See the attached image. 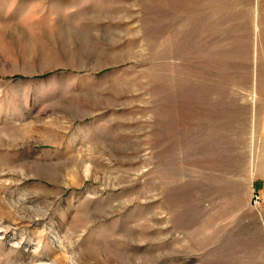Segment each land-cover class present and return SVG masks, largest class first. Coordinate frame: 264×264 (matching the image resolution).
I'll list each match as a JSON object with an SVG mask.
<instances>
[{"label":"rangeland","instance_id":"1","mask_svg":"<svg viewBox=\"0 0 264 264\" xmlns=\"http://www.w3.org/2000/svg\"><path fill=\"white\" fill-rule=\"evenodd\" d=\"M259 190L264 0H0V264H264Z\"/></svg>","mask_w":264,"mask_h":264},{"label":"built area","instance_id":"2","mask_svg":"<svg viewBox=\"0 0 264 264\" xmlns=\"http://www.w3.org/2000/svg\"><path fill=\"white\" fill-rule=\"evenodd\" d=\"M252 201L258 209H264V198L259 193L253 194Z\"/></svg>","mask_w":264,"mask_h":264},{"label":"crops","instance_id":"3","mask_svg":"<svg viewBox=\"0 0 264 264\" xmlns=\"http://www.w3.org/2000/svg\"><path fill=\"white\" fill-rule=\"evenodd\" d=\"M259 193L262 194V196L264 198V190H259Z\"/></svg>","mask_w":264,"mask_h":264}]
</instances>
